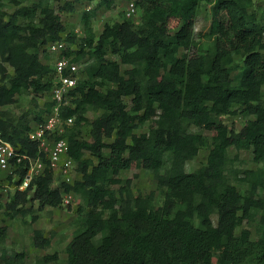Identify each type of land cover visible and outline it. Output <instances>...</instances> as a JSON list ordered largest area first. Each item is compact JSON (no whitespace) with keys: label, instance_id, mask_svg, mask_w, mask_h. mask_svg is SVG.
<instances>
[{"label":"trees","instance_id":"1","mask_svg":"<svg viewBox=\"0 0 264 264\" xmlns=\"http://www.w3.org/2000/svg\"><path fill=\"white\" fill-rule=\"evenodd\" d=\"M29 1L0 0V110L30 92L49 94L53 70L41 52L51 42L78 41L66 32L62 14L74 13L80 0H66L59 12L51 0ZM114 1L103 3L111 7ZM203 3L211 6L212 21L209 33L198 38ZM254 3L137 0L140 24L127 18L107 22L100 34L93 25L98 9L83 12L84 36L77 50L66 54L79 62L88 58L85 78L70 104L60 108L63 121L74 119L65 129L81 178L54 188L55 172L30 137V120L16 121L1 110L2 138L19 154L45 163L26 190L9 194L4 207L10 216H24L35 201L40 209L62 208L63 193H72L78 229L67 246L68 264H264V198L259 196L264 170L242 171L245 193L230 180L231 148L251 150L255 163H264V18ZM7 4L12 13L6 12ZM236 55L243 64L233 76ZM122 65L129 68L123 72ZM45 107L50 110L51 104L39 110L35 126L43 122ZM99 111L85 138L88 114ZM238 115L244 122L240 131L224 121ZM148 124V132L136 133ZM202 149L209 150L207 162L188 172L187 163ZM28 168L25 160L13 187L22 184ZM135 169L151 173L159 193L135 195L132 179L119 177ZM259 213L253 240L249 225ZM6 234L1 227L0 242ZM33 243L46 248L51 240L35 230ZM24 258L4 249L1 263L22 264ZM43 259L50 262L57 255Z\"/></svg>","mask_w":264,"mask_h":264},{"label":"rangeland","instance_id":"2","mask_svg":"<svg viewBox=\"0 0 264 264\" xmlns=\"http://www.w3.org/2000/svg\"><path fill=\"white\" fill-rule=\"evenodd\" d=\"M35 0H30L29 3L34 2ZM66 0H51L52 7L59 12L60 8L64 5ZM128 0H116L114 1V6L108 7L103 3V0H80L76 4V11L74 13H63L62 20L66 27L67 33H75L78 37L76 43L67 42L69 48L77 50V45L80 42V38L84 36L83 26L81 22V17L83 12L87 10L98 9L97 18L94 20V28L97 34H100L103 30L105 23L107 22H116L126 19L125 11L127 8ZM100 4L103 6L99 7ZM258 14L259 18H264V0H255L254 8ZM6 12L12 13L14 7L10 4H7L5 8ZM140 13H138L134 18V22L140 24ZM212 21V11L211 6L207 3H203L202 11L198 17L196 24V35L198 38H202L205 34L209 33L211 28ZM66 36V35H65ZM46 52H41V59L45 63H49L50 55L45 48ZM183 53V51H182ZM82 64L81 68V78H85L84 69L88 64V58H84L80 61ZM241 56L236 55L233 67V76H236L240 72L242 67ZM129 66L122 65V71L125 72ZM11 74H13V69L9 67ZM0 85L2 82L0 80ZM50 94L45 95H36L33 92L24 94L17 97L16 102L12 105L1 108L3 111H7L11 116L19 121L22 118H27L31 122L32 131L31 135L35 131V122L34 118L39 113V110L43 108L44 104L49 102ZM127 101L130 98L126 99ZM0 110V111H1ZM102 114V111L99 112H90L88 114V122L84 124L83 134L85 138H89L91 131V123L98 116ZM225 123L229 126L230 129H235L240 131L243 127V119L238 116H227L224 117ZM193 131H198L197 128L193 127ZM149 124L144 128H140L136 131L137 134L148 132ZM56 134H53L48 138L54 139ZM110 143L112 140H106ZM209 150L202 149L198 157L187 163L186 169L188 172H194L199 169L202 165L207 162ZM230 155L234 158V166L231 169L230 180L242 193H245L248 190V186L242 184L239 179L244 178L242 171L244 170H264V163L257 164L254 161V156L251 150L238 151L235 148L230 149ZM88 157L91 156L88 154ZM72 183L81 178L80 173L78 172L77 167L74 171H71ZM9 176L11 174L4 172L0 168V205L3 207L0 209V228L6 227L7 234L4 241L0 242V264L2 251L7 250L10 256H15L19 253H24L25 258L22 264H68V254L67 246L72 241L74 234L76 232L77 225V208L78 202L72 200L70 204L64 202L62 208H51L45 207L40 209L39 203L37 201L29 203L26 207V214L24 216H16L12 218L9 212L5 209L4 205L9 199V194L13 193L15 189L13 188L12 183L18 180V176H14L13 181L10 183ZM122 179H132L133 181V191L135 195L139 194H149L151 192H158L157 182L154 176L145 171L144 169H135L129 171H122L119 175ZM65 180V174L61 171L55 173V182L53 187L60 188ZM66 193H63L65 196ZM259 196L264 198V191L259 192ZM33 197V192L30 193V198ZM32 207V208H31ZM258 214L256 221L249 225L252 230V237L255 240L258 236V227H259V218ZM33 216H37L38 220L36 222L32 221ZM214 224L218 222V216L213 215L212 217ZM248 226L247 223L244 224V227ZM35 230H41L44 233L46 238L51 240V244L46 248H38L33 243V236ZM242 228H239L237 234L240 235ZM102 238V235L99 236V239ZM57 255V259L45 262L44 257Z\"/></svg>","mask_w":264,"mask_h":264},{"label":"built area","instance_id":"3","mask_svg":"<svg viewBox=\"0 0 264 264\" xmlns=\"http://www.w3.org/2000/svg\"><path fill=\"white\" fill-rule=\"evenodd\" d=\"M137 0H128L125 16L132 19L138 14L136 6ZM90 10V9H89ZM87 10V11H89ZM50 55V64L53 70V87L51 89L50 110L45 107L46 114L41 124L35 126V131L30 137L39 142V148L46 154L47 160L56 173L58 170L65 174L64 183L73 184L71 171L77 167L75 161L69 154V141L66 137L65 125L71 126L74 123L73 118L63 121L60 117V108L70 104L73 98V92L78 86L81 78L82 64L75 60V56H67L69 50L65 39L57 42H51L47 46ZM53 134L56 138L48 140ZM25 160H29L28 173L20 186L13 188L21 191L26 190L32 180L41 176L45 170V163L41 158L32 159L19 154L16 148L9 142L5 141L0 133V168L13 176ZM64 202L70 204L73 200L72 193H66Z\"/></svg>","mask_w":264,"mask_h":264}]
</instances>
